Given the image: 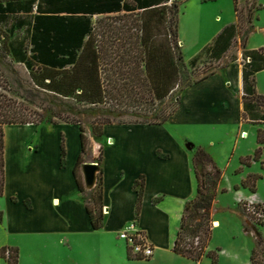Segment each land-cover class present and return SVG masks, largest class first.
I'll return each mask as SVG.
<instances>
[{"label": "crops", "instance_id": "1", "mask_svg": "<svg viewBox=\"0 0 264 264\" xmlns=\"http://www.w3.org/2000/svg\"><path fill=\"white\" fill-rule=\"evenodd\" d=\"M176 1L178 41L184 61L188 64L208 58L219 65V70L186 86L178 107L161 124L104 125L98 137L103 148L101 228L92 227L73 172L81 152L79 126L66 121L4 126L0 248L17 247L18 264H31L32 257L54 256L56 252L64 254V259H73L88 250L95 255L94 264H173L180 258L186 260L172 248L184 204L196 195L191 156L197 147L215 160L222 171L220 189H226L215 198L212 215L218 204L222 215L220 219L214 215V225L223 221L238 226L239 235L252 243V248L246 246V259L237 252L224 253L223 247L220 257L226 259L225 264H251V251L255 249L264 264V247H257L253 236L255 233L264 243V223L258 225L249 218L243 221L246 216L238 205L243 195L264 202V159L251 158L249 165L241 162L262 145L257 136L258 130L264 131V120L243 118L242 62L245 49L264 47V6L252 20L253 30L243 46L236 6L245 9L251 4L249 0ZM183 7L185 12L181 11ZM230 25L235 27L213 47L218 35ZM225 45L228 48L218 57ZM255 81L256 93L264 95V69L256 72ZM62 140L66 149L64 166L60 163ZM158 151L167 156H160ZM250 173L261 175L255 192L240 186ZM140 176L144 177V188L136 218L138 192L133 185ZM235 186L240 188L236 190ZM222 196L228 199L223 201ZM134 219L154 248L149 259L128 257L127 247L118 237ZM244 224L250 230L244 231ZM0 264H6L5 258L0 257Z\"/></svg>", "mask_w": 264, "mask_h": 264}, {"label": "trees", "instance_id": "2", "mask_svg": "<svg viewBox=\"0 0 264 264\" xmlns=\"http://www.w3.org/2000/svg\"><path fill=\"white\" fill-rule=\"evenodd\" d=\"M261 8L262 5L257 0H252L251 5L245 9L240 10L236 6L243 46L253 30L252 20L257 18L256 14ZM178 12L176 0H0V25L11 21L7 31L0 34V51L30 69L34 88L76 100L89 109L108 106V113L92 122V130L97 136L102 135L104 125L109 123L161 124L178 105L167 112L155 111L152 106L154 102H163L178 88L181 74L187 66L178 41ZM119 13L126 16L120 23L121 26L112 30L107 39L94 40L92 17ZM23 27H26V36L17 38L15 31ZM234 27H226L216 38L213 47L223 34ZM227 48L228 45H225L218 57ZM194 63L195 60H192L190 65ZM35 66L39 72L34 70ZM263 69L264 47L245 49L242 62L244 119L264 120V113H255L264 102V95L256 93L255 74ZM5 90L7 88L0 74V196L3 195L5 184L4 126L43 122L33 117L34 111L28 113V108L8 96ZM132 104L145 111H130ZM115 111L120 115H113ZM66 122L79 126L81 152L73 172L91 225L94 229H99L104 218L101 168L103 148L100 150V159L96 161V184L87 188L80 168L82 164L93 161L85 157L88 152V137L80 121ZM257 139L259 144L264 143V131L261 129L258 130ZM60 149V163L64 166V140ZM258 152L259 148L255 150L252 160H259ZM157 153L162 157L167 156L159 151ZM249 160L243 158L241 162L249 165ZM191 162L197 181L196 195L184 204L172 249L176 254L193 261L198 262L208 257L212 264H217L221 249H211L210 241L214 228V201L219 192L226 191L219 186L222 171L202 147L194 149ZM259 178L261 175L250 173L240 186L255 192ZM133 186L138 192L137 218L142 204L144 177L140 176ZM234 188L237 190L240 187ZM159 199H154V202ZM26 205L30 204L26 201ZM244 210L257 222L255 214L259 211L264 213V206H249L246 203ZM127 255L130 258H140L134 257L128 246ZM0 257L5 258L6 264H18V248L2 246ZM250 259L251 264H263L255 249L251 251Z\"/></svg>", "mask_w": 264, "mask_h": 264}, {"label": "rangeland", "instance_id": "3", "mask_svg": "<svg viewBox=\"0 0 264 264\" xmlns=\"http://www.w3.org/2000/svg\"><path fill=\"white\" fill-rule=\"evenodd\" d=\"M251 3L252 0H249ZM264 6V0H261V2H258ZM249 4L245 6L248 8ZM251 5V4H250ZM262 9V8H261ZM188 10V8H187ZM182 12L186 11V8L181 9ZM264 15V10H263ZM170 16V15H169ZM181 16V15H180ZM186 18V14H185ZM28 19V18H27ZM126 19V16H123V13L115 14V15H107V16H93V27L94 31L92 32V37L94 40L101 41L102 39H107L109 35L111 34L112 30H116L118 27H120V23H122V20ZM188 19V18H187ZM11 21L8 23H4L0 25V34H3L7 31L8 27L10 26ZM184 26V24H182ZM17 38H23L26 36V27H23L21 29H17L14 34ZM2 39V36L0 37ZM184 59L186 61V57L184 56ZM0 70L2 73V80L3 84L6 86L7 90L4 92L7 93L8 96L14 98L17 100L18 103L22 104L24 107H27L28 113H33V117L36 119H39L43 122H56V121H71V120H78L80 121L85 129V134L88 137V152L85 155L86 158H89L93 160L92 162L97 163V159H100V150L102 148L101 142L99 140V136H97L93 130H92V122L96 121L95 119L103 114H107L109 107L108 106H96L92 109L87 108L83 104L77 102L73 99H66L61 96H58L56 94L44 91V90H38L33 87L32 78L30 74V69H27L26 66L22 63L15 62L11 60L9 56L3 55L2 51H0ZM34 70L36 72H39V69L37 66L34 67ZM219 70V65L216 64L214 61L209 60L208 58H201L198 61H195L193 65H190V63L187 64L185 71L181 74V83L178 86L177 89H175L173 92L170 93V95L161 103L154 102V105L152 107H155V111H170L172 108L176 107L179 103L182 91L184 88L191 84L192 82L198 80L202 76L209 74L210 72H216ZM262 105L258 107L257 113L260 114L262 111H264V102L261 103ZM130 111H139L144 112L145 109H142L141 107L130 105L129 107ZM38 113V115L36 114ZM113 115L119 116L120 113L114 112ZM183 140V139H182ZM110 142V139L108 140ZM198 141V140H197ZM256 139L254 140V142ZM259 160L264 159V143L260 145L259 147ZM208 153V152H207ZM255 153V152H254ZM247 159H250L251 157L247 156L245 157ZM215 161V160H214ZM264 161V160H263ZM83 177V176H82ZM262 196L264 197V188L262 191ZM246 197H242V201L239 202V206L243 211V214L246 217H243V221H245L248 218L252 220L245 212L244 206L246 203H248L245 200ZM223 201H226L228 199L227 196H222ZM259 201L260 206H264L263 201ZM215 213L214 215L221 218V205L218 204L214 207ZM251 209V208H250ZM213 212V210H212ZM257 218L258 223H264V213L259 211L255 214ZM236 219L235 217H233ZM136 221V219H134ZM238 220V219H237ZM255 224H258L255 221L252 220ZM137 223V221H136ZM259 225V224H258ZM215 230L213 229L212 238L210 241V245L216 247H211V249L215 248H224V253L227 252H237L240 254L242 258L246 259V246H249V248H252V243L249 238L244 239L239 235L238 226L230 224H225L222 221V224L218 226H215L213 224ZM246 225L244 224V231L250 230V228L246 229ZM250 235V233H248ZM255 238V244L257 247H264V243L262 240L259 239V237L254 233L253 235ZM119 237V234H118ZM252 237V235H250ZM120 241L123 242L124 246L127 247V243L124 238H120ZM223 253V255H224ZM62 254V253H61ZM60 252H56L54 256H48L45 255L43 257H32L31 264H94L95 262V255L93 252L88 250V252H83L80 254H77V257H65V259L62 256H65L64 254L61 255ZM229 255V253H227ZM74 256V255H73ZM259 259L261 258L260 252H258ZM151 258V257H150ZM149 259V258H148ZM180 259H177L172 261L173 264H196V261H191L186 258V260L182 261ZM199 264H212L211 260L207 258H203L202 260L198 261ZM222 262V263H221ZM226 259L222 256L220 257V254L218 252V263L217 264H225Z\"/></svg>", "mask_w": 264, "mask_h": 264}, {"label": "built area", "instance_id": "4", "mask_svg": "<svg viewBox=\"0 0 264 264\" xmlns=\"http://www.w3.org/2000/svg\"><path fill=\"white\" fill-rule=\"evenodd\" d=\"M171 1L172 0H169V2ZM238 200L241 202L242 198H239ZM245 200L248 202L247 204L249 206L259 204V201L252 198H245ZM136 221L133 220L125 225L118 234L120 238L125 239L127 246L134 257L148 259L153 256L154 248L147 240L146 234L137 228Z\"/></svg>", "mask_w": 264, "mask_h": 264}, {"label": "water", "instance_id": "5", "mask_svg": "<svg viewBox=\"0 0 264 264\" xmlns=\"http://www.w3.org/2000/svg\"><path fill=\"white\" fill-rule=\"evenodd\" d=\"M84 184L87 188H92L96 181L98 164L95 162H86L81 166Z\"/></svg>", "mask_w": 264, "mask_h": 264}, {"label": "bare ground", "instance_id": "6", "mask_svg": "<svg viewBox=\"0 0 264 264\" xmlns=\"http://www.w3.org/2000/svg\"><path fill=\"white\" fill-rule=\"evenodd\" d=\"M217 225V224H216Z\"/></svg>", "mask_w": 264, "mask_h": 264}]
</instances>
